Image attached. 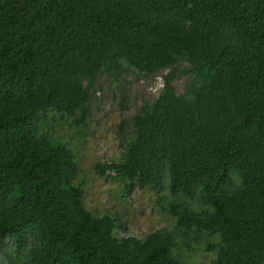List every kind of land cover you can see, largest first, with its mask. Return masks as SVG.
Masks as SVG:
<instances>
[{
    "label": "trees",
    "instance_id": "16d2710c",
    "mask_svg": "<svg viewBox=\"0 0 264 264\" xmlns=\"http://www.w3.org/2000/svg\"><path fill=\"white\" fill-rule=\"evenodd\" d=\"M128 69L168 72L120 160L95 168L173 197V228L143 239L86 209L76 155L46 117H86L97 78ZM193 237L215 254L202 264H264V0H0V253L187 264Z\"/></svg>",
    "mask_w": 264,
    "mask_h": 264
},
{
    "label": "rangeland",
    "instance_id": "374dc122",
    "mask_svg": "<svg viewBox=\"0 0 264 264\" xmlns=\"http://www.w3.org/2000/svg\"><path fill=\"white\" fill-rule=\"evenodd\" d=\"M186 66L183 64L180 69ZM167 72L145 77L128 69L117 83L101 75L94 84L86 117L80 118L79 113L63 119L52 112L46 115L52 135L60 138L76 155V184L84 191L86 209L96 215L116 217L121 224L114 233L118 239H143L154 231L172 229L175 224L168 212L174 199L167 189L157 192L147 188L130 190L113 174H101L95 168L120 160L126 142L134 135L132 118L144 109L145 104L153 103L158 97L163 86L162 76ZM186 79L184 76L173 83L176 94L183 93ZM76 119H79L78 123ZM199 239L193 237L188 241L189 246H180L187 264L207 263L215 257L214 253L202 249L197 243ZM177 240L181 242L180 238ZM0 257L3 264H28L25 260H18L10 249L0 253Z\"/></svg>",
    "mask_w": 264,
    "mask_h": 264
}]
</instances>
